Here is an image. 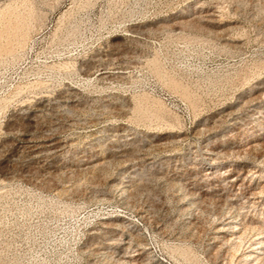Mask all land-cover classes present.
<instances>
[{"label": "rangeland", "instance_id": "1", "mask_svg": "<svg viewBox=\"0 0 264 264\" xmlns=\"http://www.w3.org/2000/svg\"><path fill=\"white\" fill-rule=\"evenodd\" d=\"M0 264H264V0H0Z\"/></svg>", "mask_w": 264, "mask_h": 264}, {"label": "bare ground", "instance_id": "2", "mask_svg": "<svg viewBox=\"0 0 264 264\" xmlns=\"http://www.w3.org/2000/svg\"><path fill=\"white\" fill-rule=\"evenodd\" d=\"M242 185V184H241Z\"/></svg>", "mask_w": 264, "mask_h": 264}]
</instances>
